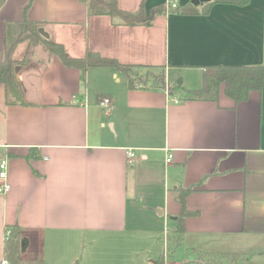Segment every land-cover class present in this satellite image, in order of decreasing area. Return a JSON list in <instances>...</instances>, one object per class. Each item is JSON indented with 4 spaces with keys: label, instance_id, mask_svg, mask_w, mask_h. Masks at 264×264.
Listing matches in <instances>:
<instances>
[{
    "label": "crops",
    "instance_id": "obj_1",
    "mask_svg": "<svg viewBox=\"0 0 264 264\" xmlns=\"http://www.w3.org/2000/svg\"><path fill=\"white\" fill-rule=\"evenodd\" d=\"M117 1L147 13L166 4ZM194 6L198 13L165 12L141 25L90 15L81 0H6L0 7V60L5 23L27 18L42 21L44 34L70 57L90 50L166 67L171 91L128 88L125 74L110 66L89 67L83 81L78 68L48 51L44 63L15 66L28 104H7L0 83V159L10 184L0 194L1 262L6 225L16 223L21 256L46 264H156L158 254L174 257L179 248L191 253L186 263L199 261V251L248 250L241 264H264V253L253 252L264 248V82L238 102L223 84L216 100L184 93L201 87L206 66L264 63V0ZM20 47L22 55L27 44L16 47L15 59ZM98 96L111 104L102 108ZM30 148L37 157L26 159ZM145 184L159 190L143 202ZM182 188H191L185 206L196 214L185 217L180 245L167 251Z\"/></svg>",
    "mask_w": 264,
    "mask_h": 264
},
{
    "label": "trees",
    "instance_id": "obj_2",
    "mask_svg": "<svg viewBox=\"0 0 264 264\" xmlns=\"http://www.w3.org/2000/svg\"><path fill=\"white\" fill-rule=\"evenodd\" d=\"M86 4L87 12L90 15H109L117 23L125 25H141L151 23L153 18L158 14L165 12H177L183 14L198 13V7L191 3L178 5L168 8L165 4L152 7L147 13L140 5L136 10H126L118 5L117 0H81ZM249 0H210L206 1L207 5L215 2L244 4ZM207 9L205 10V12ZM42 21L30 20L23 18L19 21H7L4 25V55L0 60V83L5 88V98L7 104H22L28 102L23 97L20 83L15 73V60L13 58L14 50L17 45L25 42L27 48L25 54L29 50L32 42L38 41L43 44L50 54L56 55L62 64L69 67L78 68L84 75L86 70L92 66H110L125 74L128 88L144 87L147 84L143 76H140L135 68L149 67L122 63L116 58L100 55L98 52L87 50L81 57H70L66 54L62 44L54 42L45 36L42 32ZM264 82V63L256 65H215L206 66L202 72V85L198 89H185L186 97L195 99H211L216 100L223 84V92L226 96L232 98L235 102L244 101L248 98L251 91L261 90ZM162 87V86H160ZM169 93L171 91L169 90ZM102 96H98L99 100ZM63 104V103H62ZM36 148H30L28 158L37 157ZM191 191V188H182L179 190V200L181 208L179 213L172 217L176 225L170 227L167 234V251L180 245L182 235L185 231L184 219L186 216L195 215L194 211H190L185 206V197ZM21 239L20 226L16 223L6 225V238L3 246V256L6 263L0 264H46L40 258H23L20 254ZM253 252L264 253V248H257ZM251 252V253H253ZM250 253V254H251ZM228 254H213L198 252L199 261L187 262L186 264H221L220 257H228ZM233 260L241 264L249 254L239 255L232 254ZM230 255V256H232ZM232 261V260H231ZM164 257L161 256L156 260V264H163ZM240 262V263H239ZM76 264V263H72ZM234 264V263H232Z\"/></svg>",
    "mask_w": 264,
    "mask_h": 264
},
{
    "label": "rangeland",
    "instance_id": "obj_3",
    "mask_svg": "<svg viewBox=\"0 0 264 264\" xmlns=\"http://www.w3.org/2000/svg\"><path fill=\"white\" fill-rule=\"evenodd\" d=\"M25 44V42H23ZM19 45V44H18ZM17 45V46H18ZM23 46V45H21ZM21 48L17 51V53L15 54L16 57H19L21 54ZM46 56H47V50L46 48L43 46V44L41 42L35 41L32 42L29 46V50L27 51V53H23L18 59L14 58V53H13V58L15 60V66L16 65H24L26 63H30L33 61H40L41 63H44L46 60ZM134 70H137L140 76H143V78L146 80L147 79V83L149 84H154V85H158V86H162L164 87L166 85V83H169V75H168V71L166 67H139V68H135ZM187 73L185 72V79L187 78ZM191 74V76H195L192 72L188 73ZM182 75L183 74H179L178 76V80H182ZM195 79L198 80L197 83H199L200 80V76H195ZM173 87L175 90H178L179 84H177L176 82H173ZM164 174V170L162 169V171L160 170L157 175H156V179L158 180L159 178L162 179V176ZM152 189V190H151ZM157 190H159L158 188H146V184L143 186L142 188V194L139 195V198L142 199L143 202L146 201V199L148 200L149 198L153 197V195H155V193H157ZM161 198H156L155 200H159ZM154 200V201H155ZM138 209V208H136ZM140 210V209H139ZM170 251V250H169ZM248 251V250H247ZM247 251H243L241 255H245V253ZM186 250L183 248H179L175 251L174 253V257H164L165 262L163 264H186V261L188 259L191 258V253H185ZM158 257H160V254H158V256H156L154 259H158ZM249 257V256H247ZM234 256H228V257H220V260L222 261V263H227V264H236L238 263V261L233 260ZM232 260V261H231ZM240 263V262H239Z\"/></svg>",
    "mask_w": 264,
    "mask_h": 264
},
{
    "label": "built area",
    "instance_id": "obj_4",
    "mask_svg": "<svg viewBox=\"0 0 264 264\" xmlns=\"http://www.w3.org/2000/svg\"><path fill=\"white\" fill-rule=\"evenodd\" d=\"M165 5L168 8L176 7L179 5V0H166ZM169 90H170V85L166 83L165 92L167 95H170ZM172 99L175 102L177 101V98H172ZM98 104L102 108H106L111 104V99L108 96H104L98 100ZM165 150L167 152L166 162H170L171 153L169 152L168 149H165ZM126 156H127L128 162H132L135 157V152L131 149H128L126 151ZM6 166H7L6 159H0V194H5L10 188V184L6 181ZM2 263H6V260H3Z\"/></svg>",
    "mask_w": 264,
    "mask_h": 264
},
{
    "label": "water",
    "instance_id": "obj_5",
    "mask_svg": "<svg viewBox=\"0 0 264 264\" xmlns=\"http://www.w3.org/2000/svg\"><path fill=\"white\" fill-rule=\"evenodd\" d=\"M5 1L6 0H0V7L4 4ZM203 1H210V0H191V2H192L193 5H198L200 2H203ZM41 32L44 34V32L42 31V29H41ZM179 82H180V80H179Z\"/></svg>",
    "mask_w": 264,
    "mask_h": 264
}]
</instances>
